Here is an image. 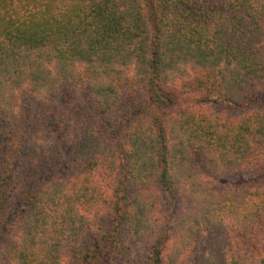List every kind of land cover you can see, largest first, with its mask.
Masks as SVG:
<instances>
[{
  "label": "trees",
  "instance_id": "obj_1",
  "mask_svg": "<svg viewBox=\"0 0 264 264\" xmlns=\"http://www.w3.org/2000/svg\"><path fill=\"white\" fill-rule=\"evenodd\" d=\"M185 77L200 97L162 113ZM235 98L264 101V0H0V264H109L125 241L145 264H264V109L197 108ZM177 190L194 206L168 227Z\"/></svg>",
  "mask_w": 264,
  "mask_h": 264
},
{
  "label": "rangeland",
  "instance_id": "obj_2",
  "mask_svg": "<svg viewBox=\"0 0 264 264\" xmlns=\"http://www.w3.org/2000/svg\"><path fill=\"white\" fill-rule=\"evenodd\" d=\"M188 70V73L190 75H197L201 77V79L204 81L203 85L205 84V77L202 75V71L200 70H189L188 67H186ZM185 81H187V84L185 86H182L181 84L183 81L178 82L176 86H171L172 88L169 89L170 91V98L173 100V103L171 105L162 107L160 111L162 113L166 114L169 112H176L179 109L187 108L190 104H192L195 99L200 97V92H189V82L191 81L190 78L185 77ZM175 88V89H173ZM179 90L180 93H174V91ZM84 97L80 95L79 101L83 99ZM263 98V97H262ZM145 98L143 95H140L137 97L136 102L140 103L144 101ZM32 106V114H33V125H34V131L32 136V142L31 145L35 142L36 145L34 147H46L48 143L51 142L50 134L48 132H45L43 129V124L46 122L48 118V105L43 104L40 99H36L34 101H30ZM57 104L56 112L58 113L57 116L60 118L63 117L65 120H68L69 117H67V112L64 110L66 106H64L61 99H54L49 102L50 105ZM198 109L203 110L206 112V114H209L210 116H213L215 114H218L220 118H226V119H235L237 116L248 113L250 111H254L257 109H264V101L256 102V101H249V100H242L241 98H235L234 101H222V104L220 105L216 103H208L205 105H198ZM64 111V112H63ZM161 113V112H160ZM36 117V118H35ZM74 118V117H71ZM69 121V120H68ZM250 171L246 172H232V173H224L223 179L229 180V184H237L240 182V180L244 179V174L249 175ZM250 176V175H249ZM254 177H262L264 179V170L262 173H257ZM231 187V185L229 186ZM233 188V187H231ZM194 206V200L189 197L186 193H183L181 190H177L175 193V200L172 209H168L166 207L165 201H161L158 210H157V216L161 223L167 224L168 227H171L175 223V217L181 216L184 213H188ZM176 232L174 230L171 232V240L168 241L166 248L164 250L165 255H167V252L171 249L174 238H175ZM213 235L212 234H205L201 237L199 240L198 245L203 246L207 245L212 241ZM7 246L6 243H3L0 245V255H3L5 247ZM149 252V241H142L140 243L131 242V241H125L123 246V252L122 254L117 257L114 256L113 259L109 261V264H145L147 260V255ZM185 264V263H184Z\"/></svg>",
  "mask_w": 264,
  "mask_h": 264
}]
</instances>
